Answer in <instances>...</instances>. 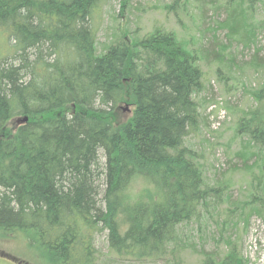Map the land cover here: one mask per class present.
<instances>
[{
	"label": "trees",
	"instance_id": "1",
	"mask_svg": "<svg viewBox=\"0 0 264 264\" xmlns=\"http://www.w3.org/2000/svg\"><path fill=\"white\" fill-rule=\"evenodd\" d=\"M106 1L0 0V31L14 47L0 57V231L25 235L60 264H98L94 240L103 230L116 259L184 264L188 252L202 255L198 264H248L237 239L209 237L226 239L217 253L183 236L213 210L223 213L221 232L245 227L251 215L264 221V78L248 91L254 105L236 117L235 158L248 186L244 203L230 206L233 182H210L203 149L187 141L204 131L216 138L220 127L211 129L218 117L201 98L199 56L158 26L100 42ZM225 11L217 31L256 44L240 7ZM219 97L210 104L227 111Z\"/></svg>",
	"mask_w": 264,
	"mask_h": 264
},
{
	"label": "rangeland",
	"instance_id": "2",
	"mask_svg": "<svg viewBox=\"0 0 264 264\" xmlns=\"http://www.w3.org/2000/svg\"><path fill=\"white\" fill-rule=\"evenodd\" d=\"M171 3L172 0H107L102 17L97 22L99 41L104 42L107 35H113L119 30L125 32L126 29L134 30L139 27L141 33H145L158 26L174 32L186 48L199 56L206 81V90L201 97L207 101L206 114L215 106L213 105L215 103L210 104V100L213 101L219 96L225 100L229 113L224 119L225 122L221 123L216 138L204 131L203 135L190 136L187 141L188 144L203 149L205 154L203 163L207 168V178L210 182L213 179L233 182L227 204L241 205L247 198L248 179H244L239 171L242 167L241 159L235 158L236 151L241 148L240 141L235 136L236 117L243 109L254 105L248 95L249 89L252 86L258 88L263 84L264 0H183V5L177 8V11L167 9ZM231 4L238 5L246 18V35L253 33L256 37L257 43L252 47L228 38L227 32L217 31L219 22L228 18L225 9H229ZM212 35L219 39L220 44L225 45L224 54L219 55L222 56L221 62L217 59L218 55L212 52V49L216 50L219 46V43L215 45ZM6 39L7 34L0 31V57L14 54L11 39L9 44ZM214 46L216 47L213 48ZM203 48L208 55L202 52ZM212 128H215V123ZM214 141L220 144L212 148ZM231 158L232 161L228 164ZM231 171H234L233 174ZM138 183L131 189L133 197L139 196ZM223 221L222 211L213 210V217L208 222L186 226L183 238L193 242L198 251L221 253V246L226 239H220L217 244L210 238L213 236L216 240L223 233L231 237V240L237 239V247L248 260V264H264V221L257 215H251L245 227L241 223L237 229L226 228L221 232L219 228L217 231V226L220 227ZM201 234H204L206 240L201 239ZM94 245L98 264H164L163 261L114 258L109 250L107 230L96 235ZM42 254L40 249L29 244L25 235L18 233L13 236L0 231V264H60L56 259L43 257ZM183 257L184 264H198L202 260V255L196 253L186 252Z\"/></svg>",
	"mask_w": 264,
	"mask_h": 264
},
{
	"label": "bare ground",
	"instance_id": "3",
	"mask_svg": "<svg viewBox=\"0 0 264 264\" xmlns=\"http://www.w3.org/2000/svg\"><path fill=\"white\" fill-rule=\"evenodd\" d=\"M213 104V103H212ZM216 104V103H215ZM211 106V105H210ZM215 107V106H214ZM28 120V119H27Z\"/></svg>",
	"mask_w": 264,
	"mask_h": 264
}]
</instances>
